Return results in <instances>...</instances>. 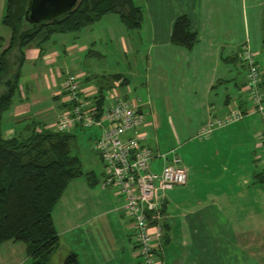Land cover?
<instances>
[{"label": "crops", "instance_id": "obj_1", "mask_svg": "<svg viewBox=\"0 0 264 264\" xmlns=\"http://www.w3.org/2000/svg\"><path fill=\"white\" fill-rule=\"evenodd\" d=\"M137 1L135 5L143 16L140 26L129 30L136 34L130 43L124 36L128 37V30L118 16L108 13L77 32L54 34L70 38L52 40V35L39 45H27L22 49L19 67V55L12 51L9 61L13 70L17 67V83L8 108L0 116L1 138L25 137V128L32 122L52 128L61 114L75 105L95 114L98 95L104 105L128 99L132 93L129 100L143 115L139 129L144 135L143 144L156 156L159 149L150 148L148 143L149 131L156 128L154 110L159 101L171 138L169 146L181 145L177 156L187 178L180 191L187 194L162 201L161 237L151 241L158 264H220L219 241L223 238L231 240L226 243L230 249L223 252L231 254L233 262V239L238 235L244 237L240 247L250 254L251 232L238 224L248 223L254 216L251 211L255 202L263 207L264 214V185L255 184L253 179L264 172V149L258 139L262 121L247 98L246 70L238 58L243 47L250 49L251 40L262 46L259 32H264V0ZM3 5L4 0H0V19ZM112 14L117 18H111ZM179 16L187 17L197 37L190 50L172 45L169 40L171 25ZM102 21L107 27L95 34V25ZM9 36L10 32L0 36V51L7 47ZM107 44L122 56L131 51L148 71L152 69L146 75L150 89L138 95L125 89L129 77L97 71L96 63L91 61L105 58L96 48ZM257 66L258 92L264 104V63ZM68 73L80 85L77 101L69 100L61 88ZM99 77L110 79L111 84L101 93ZM4 90L1 80L0 94ZM230 110L242 112V118L223 123ZM208 124L209 135L200 136ZM87 129L91 128L75 127L73 134ZM130 136L126 132L120 138ZM170 148L167 152L175 153ZM155 168H161L157 158L150 164V170ZM103 177L102 167L98 179L93 174L78 186L80 194L66 201V209L57 214L54 209L52 221L59 243L67 248L65 252L76 254L78 264H140L134 254L130 224L120 210L121 199L113 187H101ZM190 195H195L191 202L187 200Z\"/></svg>", "mask_w": 264, "mask_h": 264}, {"label": "trees", "instance_id": "obj_2", "mask_svg": "<svg viewBox=\"0 0 264 264\" xmlns=\"http://www.w3.org/2000/svg\"><path fill=\"white\" fill-rule=\"evenodd\" d=\"M133 1L80 0L71 13L50 23L29 26L23 21L26 0H4L0 23L10 36L7 47L0 51V81L5 88L0 94V116L8 108L16 87L24 47L46 42L54 34L77 32L108 13L116 14L127 30H135L141 23V9ZM169 40L185 50L196 43V34L191 32L186 16L173 21ZM13 50L19 55L16 70L9 61ZM97 86L101 93L111 87L110 79L97 78ZM102 105V96L98 95L94 119L100 116ZM25 129L22 138L4 140L0 135V244L22 243L30 264H50L60 248L52 213L69 182L80 177L82 171L79 159L71 155L73 129L57 132L34 122ZM95 152L102 162L99 152ZM253 179L255 184L264 185V172L255 174ZM154 225L155 222L150 224ZM61 264H78L76 254L66 252Z\"/></svg>", "mask_w": 264, "mask_h": 264}, {"label": "built area", "instance_id": "obj_3", "mask_svg": "<svg viewBox=\"0 0 264 264\" xmlns=\"http://www.w3.org/2000/svg\"><path fill=\"white\" fill-rule=\"evenodd\" d=\"M239 61L245 68L246 94L253 112L262 121L258 139L264 149V104L258 92L259 69L252 51L243 47ZM69 100L77 101L80 85L71 73L66 74L61 85ZM242 112L230 110L223 118V123H232L242 118ZM143 124V115L136 103L129 99L102 105L100 116L81 110L75 105L61 114L52 129L57 132L71 131L75 126L98 128L99 136L94 149L99 152L103 163L104 177L101 187H113L121 199L120 210L130 224V238L134 243V254L140 264H158L152 239L161 237V205L163 193L173 186H183L187 174L180 164V159L173 151L152 152L143 144L144 135L139 132ZM217 125H221L217 123ZM211 126L204 127L200 136H208ZM130 132L131 136L121 140V135ZM153 158L161 161L158 172L150 170ZM155 222L154 226H150Z\"/></svg>", "mask_w": 264, "mask_h": 264}, {"label": "rangeland", "instance_id": "obj_4", "mask_svg": "<svg viewBox=\"0 0 264 264\" xmlns=\"http://www.w3.org/2000/svg\"><path fill=\"white\" fill-rule=\"evenodd\" d=\"M136 4L138 1H133ZM111 18H117L116 15H110ZM143 14L141 15L142 18ZM105 22L99 23L95 25V34H99L100 32H104L105 30ZM0 36H6L9 34V31L5 27L0 26ZM4 30V31H3ZM252 32L253 29H252ZM71 35H65L59 37L57 35H53L51 37L52 40H60L62 38H70ZM125 39L127 42H131L135 40L136 34L133 31H129ZM259 43L262 46H256V44L251 40L250 43V50L252 51L254 60L261 66L264 63V32H259ZM59 38V39H57ZM87 39V38H85ZM99 51L104 53L103 58L100 62L98 60L91 61L92 63H96V69H100V73L104 75H108L109 73H119L124 75L125 77H129L130 84L128 85L127 90L136 92L138 95H142L146 92L147 89H150L148 85V81L146 80L147 75V66L146 64H142L141 60L136 58V54H132V52H128L126 55L122 56L123 54H116L114 53V48H112L109 44L107 45H97ZM144 51V48H141ZM256 63V65H258ZM258 67V66H257ZM262 67V66H261ZM152 69L148 71V73H152ZM96 73V72H94ZM99 73V72H97ZM154 85V83H151ZM133 94L131 93L128 99H131ZM248 98V97H247ZM157 103V110H154L155 116V126L156 128L153 131H149L150 139H149V147L154 149V147L158 148L160 153L167 152L171 146L170 145V134L168 132V125L164 119L162 104L158 101ZM156 105V104H155ZM99 134V130L97 128H91L87 130H77L74 138V141L71 145V155L76 156L79 159L82 174L80 177H77L69 182L66 189L64 190L60 200L58 201L55 210L56 214L63 211L67 208V202L71 199V197H75L76 194L79 195V185L84 182H87L89 177L93 174L96 179L100 177L102 173V165L93 149V142L97 135ZM170 138V139H169ZM197 138L193 139L197 142ZM176 155H180L179 148L181 147L178 145H174ZM158 164L159 162L156 161ZM157 167V166H156ZM155 171H158V168H155ZM97 185V184H96ZM98 185L95 186L97 189ZM182 186H173L169 190H166L163 195L164 199L170 201L171 197L176 196H184L187 193L184 191H180ZM264 188V187H262ZM261 188V189H262ZM262 191H264L262 189ZM195 195L187 196V200L191 202L192 197ZM256 207L252 208V214L254 216L250 217L248 223L247 220L238 224L239 226H245V230H250V243H249V251L247 249H242L240 247L242 243L243 235H238L235 239H233L234 251H233V258L234 261H231V254L227 255L225 252L230 249L228 248L226 243H231V240L222 239L219 241V259L220 264H264V214H263V207L260 206L258 203L255 202ZM65 237V236H64ZM63 237V238H64ZM228 241V242H227ZM63 243V240L61 241ZM60 244V243H59ZM60 246H63L60 244ZM64 250L60 248L52 255L50 264H61L62 259L65 255V251L67 248L63 246ZM0 264H30V260L25 256L24 253V245L22 243H10L5 242L0 244Z\"/></svg>", "mask_w": 264, "mask_h": 264}, {"label": "water", "instance_id": "obj_5", "mask_svg": "<svg viewBox=\"0 0 264 264\" xmlns=\"http://www.w3.org/2000/svg\"><path fill=\"white\" fill-rule=\"evenodd\" d=\"M80 0H26L23 21L29 26L50 23L71 13Z\"/></svg>", "mask_w": 264, "mask_h": 264}]
</instances>
